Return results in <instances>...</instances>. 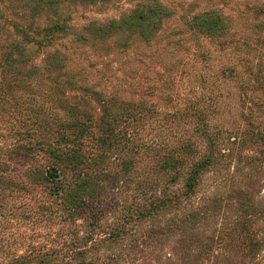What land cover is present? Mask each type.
I'll list each match as a JSON object with an SVG mask.
<instances>
[{
  "label": "trees",
  "instance_id": "obj_1",
  "mask_svg": "<svg viewBox=\"0 0 264 264\" xmlns=\"http://www.w3.org/2000/svg\"><path fill=\"white\" fill-rule=\"evenodd\" d=\"M2 1L0 264H263L264 60L232 17L137 0L79 26L113 0ZM178 19L164 59L115 75L112 51Z\"/></svg>",
  "mask_w": 264,
  "mask_h": 264
},
{
  "label": "rangeland",
  "instance_id": "obj_2",
  "mask_svg": "<svg viewBox=\"0 0 264 264\" xmlns=\"http://www.w3.org/2000/svg\"><path fill=\"white\" fill-rule=\"evenodd\" d=\"M169 2H172L176 6L177 11L179 13H185L190 14L194 10H197L202 7H213L218 6L221 8L226 15L232 17L233 19V33L236 38L241 40H246L247 42H250L253 44L255 50H254V59L255 61L260 60L263 58L264 60V29H254L252 26L257 23V15L253 12V10H249V8L253 7L254 5H257L259 3H264V0H229L228 2H225L224 0H167ZM137 0H113L105 3H99L95 6H84L78 8L76 12H74L73 15H75L76 19L74 20V24H77L79 26L84 25L87 23L90 19H100L101 21H107L111 18H118L124 13L131 10L136 5ZM10 1L0 2V47L5 43V37H7V32L4 31L5 27L9 29L8 22L5 18L2 17L1 13H5L2 11H5L4 7H11ZM4 4V5H3ZM9 9V8H8ZM10 21L13 19L15 21L16 16L12 15L9 16ZM46 20V18H45ZM175 25H182V20L178 19L175 21H172L169 24V27L164 32L163 38L155 43L152 46H146L144 44H139L134 46L133 48H130L126 52H120L118 50L112 51V55L109 56L112 59V63L110 65L114 67V73L117 76H120L121 74H127L130 67H133L135 65L142 66L144 63L146 64H152L156 65L159 63L160 60L164 59L163 55V47H165V41L167 39V35L171 33V29ZM264 26V25H263ZM12 31V30H11ZM10 31V33H11ZM12 37V36H11ZM10 37V38H11ZM67 43V41H65ZM206 45H210L211 43H206ZM69 48L68 50L71 52V55H74L75 57H78L81 59L82 63L81 65H88V69H95V66H91L88 64L89 60H86V57L91 59L95 57L94 55H97L96 52H94V48L92 47H80L76 44L73 46L67 45ZM72 48V49H71ZM253 48V49H254ZM66 49V51H68ZM48 51L42 52L44 55ZM30 55H36L31 53ZM122 55H124L122 57ZM167 55H173V54H167ZM233 59H239L240 57H245L243 55H231ZM230 56V57H231ZM231 57V58H232ZM181 58V56L177 59V61ZM117 60V61H116ZM84 61V62H83ZM111 73V72H110ZM255 85V84H253ZM43 198V195L42 197ZM262 260L264 261V247L261 252ZM264 264V263H263Z\"/></svg>",
  "mask_w": 264,
  "mask_h": 264
}]
</instances>
